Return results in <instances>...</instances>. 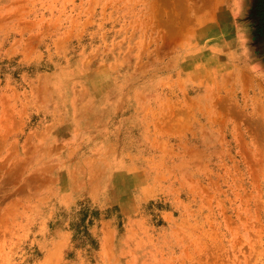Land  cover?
Listing matches in <instances>:
<instances>
[{"label":"rangeland","instance_id":"1","mask_svg":"<svg viewBox=\"0 0 264 264\" xmlns=\"http://www.w3.org/2000/svg\"><path fill=\"white\" fill-rule=\"evenodd\" d=\"M218 3L0 0V264H264V5ZM70 108L94 196L35 145Z\"/></svg>","mask_w":264,"mask_h":264},{"label":"crops","instance_id":"2","mask_svg":"<svg viewBox=\"0 0 264 264\" xmlns=\"http://www.w3.org/2000/svg\"><path fill=\"white\" fill-rule=\"evenodd\" d=\"M228 1L229 0H212V2H219L217 5L218 8H221V6L222 8L227 6ZM114 110L115 107H110V116L105 119L104 107V111L102 112L104 117V119H102L103 125L107 124V121H110L111 119L113 120L116 117L117 114L114 113ZM74 114L75 112H72V109L70 108L69 117L66 119L65 124L62 117H55V119L53 117L52 119L54 121H52L51 124L55 123L56 125V121L58 122L60 120V125L65 126L60 131L53 130L49 132L45 130L44 132L46 135L44 136L40 133H36L34 139L37 140H35L36 143H34L36 145L37 143L41 142V138H50L52 140V136L54 140H52V142H50V144L47 145L44 150L47 152L49 149H52V154H55L57 162L64 164L67 162V171L72 173L83 170L87 173V171L92 170V173L90 172V174H87L88 177L81 178L79 175H74V177L82 180V185L85 186L84 191H81V194L85 192L89 196H94L100 192V183L96 182L95 177H99L100 179L102 176H105L104 172H106V169H109L111 161L115 158L114 153L112 152L117 140L114 133L104 134V131L102 130L98 133V135L94 136L89 130V125L87 122L85 123L84 121L77 120L74 117ZM47 135L48 137H46ZM118 170H126L127 173H130L138 169L137 164L132 162L130 159V161L124 162L123 169ZM68 182L73 184L72 178H69ZM141 185L140 191H143L144 184L141 183Z\"/></svg>","mask_w":264,"mask_h":264},{"label":"flooded vegetation","instance_id":"3","mask_svg":"<svg viewBox=\"0 0 264 264\" xmlns=\"http://www.w3.org/2000/svg\"><path fill=\"white\" fill-rule=\"evenodd\" d=\"M263 5H264V0H263ZM262 12H263L262 14H264V8L262 9Z\"/></svg>","mask_w":264,"mask_h":264}]
</instances>
